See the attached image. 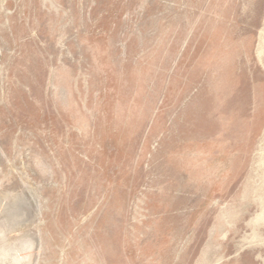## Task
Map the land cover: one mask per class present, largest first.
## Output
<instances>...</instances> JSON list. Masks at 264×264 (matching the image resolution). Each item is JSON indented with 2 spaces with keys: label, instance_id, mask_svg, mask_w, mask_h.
Here are the masks:
<instances>
[{
  "label": "rangeland",
  "instance_id": "obj_1",
  "mask_svg": "<svg viewBox=\"0 0 264 264\" xmlns=\"http://www.w3.org/2000/svg\"><path fill=\"white\" fill-rule=\"evenodd\" d=\"M0 264H264V0H0Z\"/></svg>",
  "mask_w": 264,
  "mask_h": 264
}]
</instances>
